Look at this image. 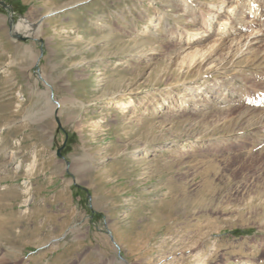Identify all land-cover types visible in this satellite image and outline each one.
I'll use <instances>...</instances> for the list:
<instances>
[{
	"label": "rangeland",
	"instance_id": "374dc122",
	"mask_svg": "<svg viewBox=\"0 0 264 264\" xmlns=\"http://www.w3.org/2000/svg\"><path fill=\"white\" fill-rule=\"evenodd\" d=\"M0 2V264H264V0Z\"/></svg>",
	"mask_w": 264,
	"mask_h": 264
},
{
	"label": "bare ground",
	"instance_id": "6f19581e",
	"mask_svg": "<svg viewBox=\"0 0 264 264\" xmlns=\"http://www.w3.org/2000/svg\"><path fill=\"white\" fill-rule=\"evenodd\" d=\"M240 15V13H239ZM239 22V21H238ZM235 25V24H234ZM237 26V27H235ZM235 26H233L232 30L234 32V30H239L240 26H243L242 25V20H240V23H237ZM12 34L15 35V36H22V37H27V38H36L37 34L36 32L32 29H29L25 26L22 25V22H20L19 24H17L16 26L13 27V30H12ZM259 42L258 40H255L253 43H257ZM214 96V95H213ZM213 96H210L213 97ZM232 100H233V97H231V100H225V101H221V106H223L222 109H228L230 108L231 106H233L232 104ZM220 101V100H219ZM213 104V103H212ZM190 106L196 108V110H200L201 109V104L200 102H192L189 104ZM225 106V107H224ZM236 106V105H235ZM211 108V107H210ZM213 108V107H212ZM219 108V107H218ZM248 113L252 116V117H264V104L261 103V102H256V103H252L250 105V108H248ZM248 114V116H249ZM248 121V120H247ZM260 122V121H259ZM254 125V124H253ZM257 126V125H255ZM256 128V127H255ZM259 140V139H258ZM261 140V139H260ZM260 142V141H259ZM163 152L167 153L169 152L168 150H164ZM14 163V159H11V163L10 164H13ZM8 232V231H7ZM7 232L4 233V231L0 230V238H2V236L4 234H6Z\"/></svg>",
	"mask_w": 264,
	"mask_h": 264
},
{
	"label": "water",
	"instance_id": "95a60500",
	"mask_svg": "<svg viewBox=\"0 0 264 264\" xmlns=\"http://www.w3.org/2000/svg\"><path fill=\"white\" fill-rule=\"evenodd\" d=\"M0 4H2V5H3V3H2V2H0ZM18 39H24V38H18Z\"/></svg>",
	"mask_w": 264,
	"mask_h": 264
}]
</instances>
